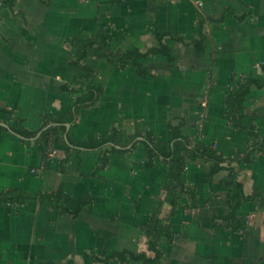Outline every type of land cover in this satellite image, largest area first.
I'll return each mask as SVG.
<instances>
[{"label": "crops", "instance_id": "0c3cea01", "mask_svg": "<svg viewBox=\"0 0 264 264\" xmlns=\"http://www.w3.org/2000/svg\"><path fill=\"white\" fill-rule=\"evenodd\" d=\"M1 4L0 192L23 189L31 195L60 196L68 210L57 208L52 200H31L18 208L0 205V264H123L101 263L94 257L147 252L143 227L166 197L162 184L168 165L159 159L152 169H144L146 148L138 144L127 153L110 155L102 168V151L112 147L108 144L102 149L74 148L62 169L63 145L56 143L57 154L44 162L37 138H27L14 127L37 131L48 118L63 120L73 114L75 99L68 88H80V78L86 76L71 63L76 39L104 31L111 51L145 52L159 47L157 34H165L170 56L143 58L140 68L123 69L97 59L89 48L83 64L97 78L84 88L98 84L103 94L95 105L80 109L72 122L63 120L66 131L82 142L90 135H111L116 127L126 142L132 135L143 141L151 132L160 145H167L172 128L182 124L193 142L213 145L225 156L244 151L251 139L230 126L225 96L236 80L264 81V0H16L12 8ZM201 24L206 41L200 53L192 42ZM245 107L255 116L264 144V86L252 89ZM209 167L199 160L183 175L186 185L196 187L198 201L181 195L177 214L169 221L178 238L162 241L161 264H264L261 202L243 203L238 212L248 220L243 232L218 227L211 218L228 212L229 190L220 184L226 172L209 180ZM234 168L246 195H264L263 154ZM171 212L172 206L165 203L162 217Z\"/></svg>", "mask_w": 264, "mask_h": 264}, {"label": "trees", "instance_id": "16d2710c", "mask_svg": "<svg viewBox=\"0 0 264 264\" xmlns=\"http://www.w3.org/2000/svg\"><path fill=\"white\" fill-rule=\"evenodd\" d=\"M16 0H2V8H12ZM200 24V20H198ZM203 25H199V36L192 44L195 45L198 52H202L206 41V36L202 30ZM160 46L150 48L145 52L139 49L135 50H119L111 51L109 47V39L100 31L98 35L89 38L80 37L74 41L76 54L71 60V63L85 71L86 76L81 77L82 86L78 89L68 88L69 92L75 99V109L72 115H69L63 120L72 122L75 116L83 107L93 106L97 103L103 94V89L98 84H93L88 88H84L88 80H96L97 73L87 68L83 64V60L87 57L88 49L94 48L95 57L97 59H106L110 63L115 64L123 69L127 67H141L140 60L152 55L170 56L171 49L163 43L165 34H157ZM176 41L182 42V37L171 35ZM264 86V81H256L250 78L236 80L234 85L230 87L225 96V104L228 108V116L230 126L239 131L248 133L251 144L242 152L235 155L225 156L218 151L213 145L204 142H193L192 139L185 135L182 128L183 125L174 126L170 134V142L167 145H160L153 133L147 132L143 135L144 140L138 141L139 135L130 136L126 142L123 133L114 127L112 134L107 136L90 135L86 141H76L70 132L66 131V127L62 124L63 120L57 118H48L44 125L37 131H28L23 127H14V130L27 138H37L36 144L40 154L43 156L44 162L49 158V150L54 148L56 143L64 146L66 156L62 159V169L66 167L72 155L74 148L85 149H102L106 145H112L111 148H105L102 151L100 165L102 168L110 162L109 156L116 153H127L133 150L138 144H143L146 148V159L143 163V168L146 170L152 169L157 160L161 159L169 166V173L162 184V188L166 192V197L161 200L143 230L147 237V252L140 253H114L110 257H94L97 262L109 263L112 260H117L120 263H125L127 260L134 261L139 264H161L165 252L160 245L163 240L168 243H173L178 238V235L172 229L169 223L173 216H176L181 195H188L194 203L198 201L196 187L186 185L183 181V175L189 164L197 163L199 160H204L210 163L207 173L209 180H212L220 172H226V176L221 180V185L229 190L228 196V212L226 214H215L211 221L218 227L232 232H243L248 225L247 218L241 217L238 212L244 202H254L259 200L264 209V195L256 191L246 195L244 184L235 180L236 172L234 165L245 163L249 164L258 154L264 155V144L261 135L258 132L255 124V116L246 113L245 101L253 88ZM51 123H61L50 126ZM50 126V127H49ZM38 134H40L38 136ZM130 149H127L131 145ZM121 147L120 149H117ZM31 200H37L40 203L52 200L55 206L67 212V208L62 202L60 196H46L41 194L31 195L23 189H8L0 192V205L11 207H22L28 204ZM169 203L172 206V212L169 217H162L163 206ZM148 252L154 253V257L148 255Z\"/></svg>", "mask_w": 264, "mask_h": 264}, {"label": "built area", "instance_id": "2783aa9c", "mask_svg": "<svg viewBox=\"0 0 264 264\" xmlns=\"http://www.w3.org/2000/svg\"><path fill=\"white\" fill-rule=\"evenodd\" d=\"M202 106L203 107H205L206 106V102H204L203 104H202ZM204 115L202 114V117H203ZM49 157H51V156H55L56 154H57V151H56V149H51V150H49Z\"/></svg>", "mask_w": 264, "mask_h": 264}, {"label": "rangeland", "instance_id": "374dc122", "mask_svg": "<svg viewBox=\"0 0 264 264\" xmlns=\"http://www.w3.org/2000/svg\"><path fill=\"white\" fill-rule=\"evenodd\" d=\"M204 102H206V100H203V101H202L201 106H202V104H203ZM206 105H207V103H206Z\"/></svg>", "mask_w": 264, "mask_h": 264}, {"label": "water", "instance_id": "95a60500", "mask_svg": "<svg viewBox=\"0 0 264 264\" xmlns=\"http://www.w3.org/2000/svg\"><path fill=\"white\" fill-rule=\"evenodd\" d=\"M40 134H38V136H39ZM117 148H119L118 146H117Z\"/></svg>", "mask_w": 264, "mask_h": 264}]
</instances>
